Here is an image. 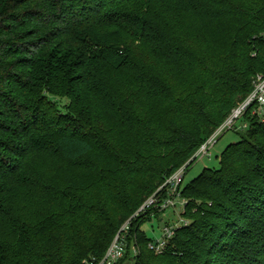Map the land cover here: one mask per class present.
Instances as JSON below:
<instances>
[{
	"label": "trees",
	"instance_id": "obj_1",
	"mask_svg": "<svg viewBox=\"0 0 264 264\" xmlns=\"http://www.w3.org/2000/svg\"><path fill=\"white\" fill-rule=\"evenodd\" d=\"M162 1L0 0V212L20 242L0 244V264L102 260L264 75V0ZM193 17L224 28L197 33ZM245 121L220 167L183 184L188 224L163 253L148 248L147 215L117 264H264V123ZM46 148L73 171L23 175Z\"/></svg>",
	"mask_w": 264,
	"mask_h": 264
},
{
	"label": "rangeland",
	"instance_id": "obj_2",
	"mask_svg": "<svg viewBox=\"0 0 264 264\" xmlns=\"http://www.w3.org/2000/svg\"><path fill=\"white\" fill-rule=\"evenodd\" d=\"M160 4L162 7H165V2L160 0ZM173 15L181 16L179 15L180 12V6L175 7L173 11ZM189 23L191 24V27L194 31L197 33H215L219 34L223 28L224 24H221L222 22H216V21H203L199 20L197 18H190ZM73 38V37H72ZM6 84L8 86L11 85V82L9 80H5ZM69 103V98H64L62 100V105L65 106ZM239 132L235 131H229L227 133H224L223 136L217 138L216 145L211 148L209 151V156L201 159H195L194 163L187 168V171L185 173L184 178V185L191 182L193 179L198 177L204 169H218L220 167V161L219 157L221 156V153L225 150V148L235 143L239 140ZM43 138V135L41 134L40 139ZM44 152L41 153H34L30 159H22L20 162L23 175L28 172L32 177L37 176H43V172H46L47 169H51L53 173H61L62 171H73L68 168H72L68 166L65 162H63L60 159H57L59 157L52 149L46 148L44 149ZM21 158L19 159V161ZM83 170H80L82 172ZM87 172V171H86ZM85 172V173H86ZM18 182L12 181L10 182L11 188L13 192H10L12 194V197L7 198L6 204L9 208L16 210V202L21 197V189L19 186H16ZM15 184V185H14ZM9 186V185H8ZM6 196V195H5ZM45 204V206H42ZM11 206V207H10ZM39 209L35 207L34 205L30 206V212L33 211V215L31 218V221L34 223L37 222V224H42L44 218L46 217V203L45 201L40 198L39 200ZM177 207L180 208V205L177 203ZM4 215V214H3ZM0 212V244H3L10 249H13V246H19L20 242L18 241V235L17 232H11V228H9V223L5 219V217ZM187 221L185 217L182 216L181 213L174 211L173 209H168L162 213H160L159 216L155 215L152 216L149 221H147L145 224L142 225L141 230L146 234V237L150 239L151 241H159L161 240L163 236V229L173 226H181V221ZM9 228V229H8ZM4 247V246H2ZM10 252V251H9ZM9 252L6 253V255H9ZM103 259V258H102ZM102 260H100L101 262ZM89 261L85 260L82 262V264H87ZM99 262V263H100ZM98 263V264H99ZM133 262L125 261L123 264H132Z\"/></svg>",
	"mask_w": 264,
	"mask_h": 264
},
{
	"label": "built area",
	"instance_id": "obj_3",
	"mask_svg": "<svg viewBox=\"0 0 264 264\" xmlns=\"http://www.w3.org/2000/svg\"><path fill=\"white\" fill-rule=\"evenodd\" d=\"M255 117L261 123H264V75L257 76L254 87L249 95L231 112V114L223 121V123L215 130V132L201 145L194 155L193 159H201L209 156V151L217 143V138L223 136L229 131H244L248 127L245 117ZM189 162L181 166L174 173L168 176L164 183L148 197L137 209V211L129 217L120 227L111 244L109 245L102 261L95 263L94 261L87 264H117L124 255L126 240L132 224L141 217L147 215L155 216L168 209H173L184 214L186 200L182 197V186L184 184L185 173ZM177 203L180 208L177 207ZM188 221H181V226H186ZM181 226H166L163 229V236L159 241H151L148 248L155 254L163 253L169 242L175 236V232Z\"/></svg>",
	"mask_w": 264,
	"mask_h": 264
}]
</instances>
